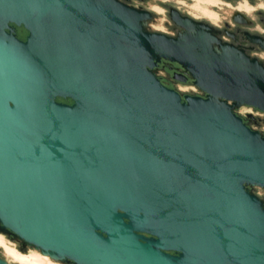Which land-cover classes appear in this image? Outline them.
I'll return each mask as SVG.
<instances>
[{"label":"water","instance_id":"obj_1","mask_svg":"<svg viewBox=\"0 0 264 264\" xmlns=\"http://www.w3.org/2000/svg\"><path fill=\"white\" fill-rule=\"evenodd\" d=\"M168 16L174 35L121 0H0L1 232L72 264H264V135L235 111L264 112V60Z\"/></svg>","mask_w":264,"mask_h":264},{"label":"rangeland","instance_id":"obj_2","mask_svg":"<svg viewBox=\"0 0 264 264\" xmlns=\"http://www.w3.org/2000/svg\"><path fill=\"white\" fill-rule=\"evenodd\" d=\"M246 2L247 5L254 6L264 2V0H255V2L246 0ZM127 3L133 7L144 8L151 13V17L143 21V27L146 30L158 31L168 35H174L179 27L169 19L167 8H175L184 14L188 12L189 16L204 20L216 27L227 25L231 31H233V25L235 24L233 16L235 13L240 12L248 20L245 24L247 30H264L263 24L259 22V19L264 17V11H248L245 0H127ZM155 9H159V11ZM255 57L264 60V52H256ZM189 86H192L191 82L178 85L179 93L195 92ZM243 109L246 108L241 110ZM253 112L254 114H251L253 118L246 116H243V118L248 119L247 123L252 129H256L264 135V113H257L254 110ZM249 188L264 202V188L259 186H250ZM0 239L3 243L2 246L0 245V258L8 264H72L71 262L55 260L43 255L38 249L22 243L8 232L0 231Z\"/></svg>","mask_w":264,"mask_h":264},{"label":"flooded vegetation","instance_id":"obj_3","mask_svg":"<svg viewBox=\"0 0 264 264\" xmlns=\"http://www.w3.org/2000/svg\"><path fill=\"white\" fill-rule=\"evenodd\" d=\"M123 2L127 3V0H121ZM251 2H255V0H250ZM129 5V4H128ZM131 6V5H130ZM167 14L169 13V8H167ZM175 9V8H173ZM177 10V9H175ZM177 12L180 15H186L189 16L188 12L187 14ZM213 13V12H211ZM215 14V13H213ZM216 15V14H215ZM217 16V15H216ZM169 17V16H168ZM191 17V16H189ZM192 19H195L197 21H204L200 19H196L191 17ZM234 18V16H233ZM234 20V19H233ZM240 22H237L234 20L235 24L233 25V31L228 29L227 25L218 27L213 26L212 24H209L208 22L204 21L205 23L209 24L212 27V31L214 34H216L218 37H220L222 40L227 41L229 43L234 44L236 47L244 50L246 53H248L251 56H255L256 52H264V30L261 31H249L246 29V23L248 20L243 17L239 19ZM259 22L263 24L264 26V17L259 19ZM254 24V23H252ZM9 25L12 27V32L15 35L16 38L20 40H24L25 36L27 34L26 30L22 28L21 25H14L12 23H9ZM221 27V28H220ZM177 28V27H175ZM226 34V35H225ZM153 71L155 72L157 78L159 81L168 88H173L177 92H179L178 85H184L191 82V79L186 75V73L176 64V63H170L166 60L160 59L156 65L153 67ZM179 77H185V81H180ZM71 103V102H68ZM247 118H244V121L246 124H248Z\"/></svg>","mask_w":264,"mask_h":264},{"label":"built area","instance_id":"obj_4","mask_svg":"<svg viewBox=\"0 0 264 264\" xmlns=\"http://www.w3.org/2000/svg\"><path fill=\"white\" fill-rule=\"evenodd\" d=\"M189 87L191 90H195V92H191L192 94H201V91L195 85L192 84V86H189ZM242 108H246V109L241 110ZM253 110L256 111L257 113L258 112L264 113V112H262L256 108H254L252 106H248V105H242V106L235 109L236 113L242 117L246 116L247 114H254Z\"/></svg>","mask_w":264,"mask_h":264},{"label":"clouds","instance_id":"obj_5","mask_svg":"<svg viewBox=\"0 0 264 264\" xmlns=\"http://www.w3.org/2000/svg\"><path fill=\"white\" fill-rule=\"evenodd\" d=\"M245 6L248 8V11H250V12L251 11H257V10L264 11V2H260L256 5L252 6V5H247V2L245 0ZM155 10L159 11V9H155ZM262 34H264V33H262Z\"/></svg>","mask_w":264,"mask_h":264},{"label":"trees","instance_id":"obj_6","mask_svg":"<svg viewBox=\"0 0 264 264\" xmlns=\"http://www.w3.org/2000/svg\"><path fill=\"white\" fill-rule=\"evenodd\" d=\"M56 99L59 100V101L70 102V100L67 99V98L63 99V98L57 97Z\"/></svg>","mask_w":264,"mask_h":264},{"label":"bare ground","instance_id":"obj_7","mask_svg":"<svg viewBox=\"0 0 264 264\" xmlns=\"http://www.w3.org/2000/svg\"><path fill=\"white\" fill-rule=\"evenodd\" d=\"M2 240L0 239V245L2 246ZM5 247V246H4ZM43 254V253H42ZM43 255H46V254H43ZM47 256V255H46ZM26 263H27V261H26Z\"/></svg>","mask_w":264,"mask_h":264}]
</instances>
